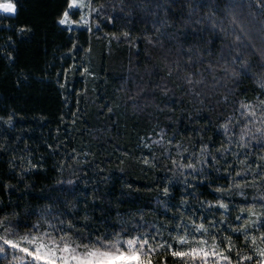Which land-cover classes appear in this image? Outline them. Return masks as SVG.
Segmentation results:
<instances>
[{"label":"trees","instance_id":"16d2710c","mask_svg":"<svg viewBox=\"0 0 264 264\" xmlns=\"http://www.w3.org/2000/svg\"><path fill=\"white\" fill-rule=\"evenodd\" d=\"M3 2L9 0H0ZM10 2L17 5V12L15 15L0 13V53L12 52L8 43L11 38L17 60L10 66L6 59L0 58V216L20 211L24 206L38 207L48 203L44 197L55 195L53 190L63 187L71 190L66 193L67 197L77 202L81 214L85 202L90 211L96 207L93 215L97 217L101 202L104 207H110L109 220L105 224L116 223L119 216L127 218L128 212L139 215L137 209L143 212L146 220L158 217L166 222L163 204L158 203V199L163 200V194L158 189L170 182L173 184L169 204H179L186 192L184 185L173 179L171 161L162 158L167 137L175 135L174 144L180 143L190 153H198L199 141H207L210 137L215 143L214 153L222 142L227 146L216 124L220 115L231 113V107H210L227 92L225 88L214 89L212 74L206 71L208 61L217 64L221 38L225 53L233 50V55H247L253 64L249 75L240 78L239 85L233 87L231 80L222 82L233 88L240 99L244 98L240 93L253 97V89H259L257 80L264 70L256 67L261 60L259 55L251 53L253 48L257 52L264 49V23L253 0H220L221 9L227 2L239 7L234 12L215 11V15L208 8L184 6L185 20L202 21L199 25L188 26L180 23V11L175 4L169 6L165 0H92V6L102 7V12L99 18L93 15L91 33L86 30L88 25L79 21L80 12L70 15V20L79 21L71 32L57 24L66 0ZM233 15L248 32L247 37H241L248 48L235 41V35L240 33L238 29L233 32L236 28L232 23ZM109 16L114 17L110 23L106 20ZM25 26L32 32L22 35L20 29ZM193 27L201 29V34L213 39L214 43L212 54L208 55L209 45L196 41L199 55L193 54L189 61L187 49L193 41L190 38L185 41L183 36L179 40L175 37L190 32ZM221 27L227 32L226 38L219 32ZM74 43L80 46L75 52L71 51ZM201 58L205 63H200ZM176 61L180 62L179 68ZM81 64L95 73V78L74 70V65ZM154 67L158 75L145 71ZM65 69L68 70L67 85L61 90L56 84L57 73L63 83ZM169 70L171 76H168ZM26 72L32 74L29 83L17 90L16 78ZM193 72L203 73L204 83L198 86L202 93L199 99L189 91L184 80L186 74ZM217 74H220L218 66ZM41 76L46 79L43 84L36 82ZM131 95H136L135 104L129 100ZM105 105L114 109L110 120ZM221 107L225 108L223 113ZM11 113L14 115L8 123ZM205 127L207 132L197 131ZM161 131L165 134V144H153L151 156L149 149L138 147L141 137L151 136V140H158ZM232 147L238 151L235 145ZM152 156L156 158V167L150 166ZM172 156L176 157L175 151ZM142 157L149 159V166L143 163ZM13 158L24 168L29 167L28 161L38 167L21 176L20 167H16L15 172L10 167L9 161ZM228 158L233 159L231 155ZM221 174L212 173L196 188L199 200L215 202L219 194L208 184L211 182L212 188L227 185L229 181L216 179ZM105 177L110 179L105 180ZM69 179L73 180L72 185L67 184ZM249 182L254 186L245 188L244 196L234 189L231 194L224 193L225 202L229 199L233 202L229 219L237 215L240 207L246 206L242 201L251 202L264 193L260 177L253 181L249 176ZM186 198L193 206L197 205L198 201L191 196ZM16 205H21V209ZM256 209L259 211L258 203ZM219 216L217 212L216 217ZM94 226L101 230L104 227L99 221H94ZM108 230L111 231V227ZM157 259L163 264L164 257H153L154 261ZM167 264L178 262L169 256Z\"/></svg>","mask_w":264,"mask_h":264},{"label":"snow or ice","instance_id":"6c2138e0","mask_svg":"<svg viewBox=\"0 0 264 264\" xmlns=\"http://www.w3.org/2000/svg\"><path fill=\"white\" fill-rule=\"evenodd\" d=\"M253 2L264 23V0H253ZM165 3L169 6L175 4L176 9L180 11L178 19L185 26L199 25L202 21L185 20L183 18L184 6L208 8L213 10V15L215 11L221 10L234 12L239 7L234 2H227L221 9L220 0H165ZM157 7H162V5L157 4ZM249 7L252 5L250 4ZM16 12L17 5L10 0L0 3V13L15 14ZM74 12L81 13L79 21L88 25L86 30L91 33L90 23L93 15L99 18L102 7L94 8L92 0H66V6L59 13L57 20V24L62 26L63 30L71 32L73 26L79 23V21L70 20V15ZM85 12L87 15H84ZM113 19L114 17L111 16L106 17L109 23ZM232 23L236 26L233 32L238 29L240 33L235 35V41L243 45L241 37H247L248 32L235 15L232 16ZM215 27L213 22V29ZM98 30L99 25H97ZM31 32L32 29L27 26L20 29L22 35ZM219 32L223 33L226 38L227 32L224 28L221 27ZM201 33V29L193 27L190 32H182L175 37L179 40L180 36H183L185 41L189 38L193 41L187 49L189 61L192 60L193 54L199 55L200 49L196 41L209 45L207 52L208 55L212 54L211 45L214 40L205 38ZM216 35L217 33L213 31V36ZM124 36L127 37L128 34L124 33ZM8 43L12 52L0 53V58L6 59L11 66L16 64L17 57L14 54L15 45L11 38ZM224 47L223 38H221V52L217 58V64L214 65L212 61H208L206 71L212 74L213 88H225L227 92V95H223L220 100L216 101V104L210 106L213 109L216 105L231 107V113L227 116L220 115L216 124L218 133L222 132L226 138L227 146L222 142L221 147L214 153L215 143L210 137L207 141H199L201 147L198 153H190L180 143L174 144L175 135L167 137V146L163 147L162 158L171 161L170 171L173 173V179L182 183L186 192L179 204H169L168 201L172 200L170 189L173 184L170 182L162 189H158L163 194V200L158 199V203L163 204V215L167 218L166 222L158 217L151 221L146 220L143 212L137 209L136 212L139 215L128 212L127 218L119 216L116 223L108 225L105 221L109 220L110 207H104L101 202L98 208L100 215L97 217L93 215L97 210L96 207H92L90 211L88 203L85 202L81 214V211H78L77 202L67 197L66 193L71 190L61 187L53 190L55 195L44 197L48 203L38 207L24 206L20 211L0 216V262L2 264H111L119 257H124V264H161L159 259L154 261L153 257H164L163 264H167V258L170 256L178 264H264V193L251 202L246 199L242 201L246 206L240 207L237 215L231 219H229L230 204L233 202L229 199L226 203L224 197L225 192L231 194L233 189L244 196L245 188L254 186L249 182V176L253 178V181L260 177L261 182L264 183V71L257 80L259 89H253L254 96L248 97L245 93H240L239 95L244 97L240 99L233 92V88L227 87L222 81L231 80L233 87L239 85L242 82L240 78L249 75L253 64L247 55H233V50L225 53ZM243 47L248 48L249 45H243ZM79 49L80 46L74 43L71 51L75 52ZM251 54L259 55L261 60L256 67L264 70V49L257 52L253 48ZM200 63L203 64L205 61L201 58ZM176 64L179 68L180 62L176 61ZM73 68L81 71L82 75L95 78V73L83 64L79 67L74 65ZM145 71L149 75L159 74L155 67L151 70L145 69ZM67 75L68 70L65 69V80L61 83L60 75L57 73L56 84L61 90L66 88ZM171 75L172 71L169 70L168 76ZM31 76L30 72L18 75L15 81L16 89L19 90L22 86L28 85ZM196 76L201 78L195 79ZM184 80L189 85V91L199 99L202 93L198 86L204 83L203 73H188L184 76ZM36 82L43 84L46 79L41 76L36 78ZM229 96H232L231 100ZM129 100L135 104L136 95L129 96ZM200 103L203 104L204 101L200 100ZM104 107L108 113L107 118L110 120L114 109L111 105ZM224 111L225 108L221 107L220 112ZM13 115L14 113L9 114L8 123H11ZM196 118L199 119L198 116ZM221 120L223 123H219ZM75 123L74 118L73 124ZM208 124H212L211 117L208 118ZM207 130V127L197 129L202 133ZM158 135L160 136L158 140H151V136L141 137L138 147L142 145L149 149L151 156L153 144L162 146L165 144L163 131ZM233 145L238 151L233 150ZM173 151L176 152L175 158L172 156ZM230 155L233 157L231 160L228 158ZM20 160L22 161L23 158L21 157ZM142 160L146 166H149L148 158L142 157ZM9 164L13 172L16 167H20L19 175L21 176L27 175L28 171L38 167L36 163L28 161L29 167L24 168L18 164L16 158L10 160ZM150 166H158L154 156L151 157ZM237 168L240 170L236 171ZM212 173H222L216 179H223L229 183L212 188L209 182L208 187L219 195L215 202L199 200L195 195V190ZM181 177L182 180L178 179ZM108 179L110 177H105V180ZM67 184L72 185L73 180L69 179ZM8 187L11 189V186ZM128 187L131 189V185ZM61 196L64 198L61 199ZM188 196L197 200V205L190 204L186 198ZM257 203L259 211L256 209ZM16 208L21 209V205H16ZM217 212L220 213L219 218L216 217ZM94 221H99L104 225L103 230L94 226ZM109 227L111 231L108 230Z\"/></svg>","mask_w":264,"mask_h":264},{"label":"rangeland","instance_id":"374dc122","mask_svg":"<svg viewBox=\"0 0 264 264\" xmlns=\"http://www.w3.org/2000/svg\"><path fill=\"white\" fill-rule=\"evenodd\" d=\"M3 14H4V13H3ZM7 15H15V14H7ZM81 23H84V22L81 21ZM75 25H78V23L75 24ZM75 25H74V26H75ZM131 259L134 260L135 258H131ZM124 262H125V258H124V257H119L117 261H113V262H111V264H124Z\"/></svg>","mask_w":264,"mask_h":264}]
</instances>
